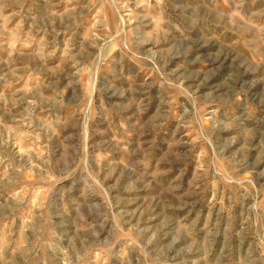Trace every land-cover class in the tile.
<instances>
[{"label": "rangeland", "instance_id": "1", "mask_svg": "<svg viewBox=\"0 0 264 264\" xmlns=\"http://www.w3.org/2000/svg\"><path fill=\"white\" fill-rule=\"evenodd\" d=\"M0 264H264V0H0Z\"/></svg>", "mask_w": 264, "mask_h": 264}]
</instances>
